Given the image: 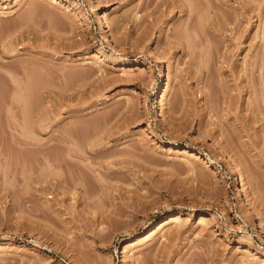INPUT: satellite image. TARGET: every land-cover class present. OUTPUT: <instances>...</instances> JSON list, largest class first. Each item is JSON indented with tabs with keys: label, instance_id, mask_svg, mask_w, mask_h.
<instances>
[{
	"label": "rangeland",
	"instance_id": "obj_1",
	"mask_svg": "<svg viewBox=\"0 0 264 264\" xmlns=\"http://www.w3.org/2000/svg\"><path fill=\"white\" fill-rule=\"evenodd\" d=\"M125 1L0 0V264H264V2Z\"/></svg>",
	"mask_w": 264,
	"mask_h": 264
},
{
	"label": "bare ground",
	"instance_id": "obj_2",
	"mask_svg": "<svg viewBox=\"0 0 264 264\" xmlns=\"http://www.w3.org/2000/svg\"><path fill=\"white\" fill-rule=\"evenodd\" d=\"M153 0H146V5H149L151 2H152ZM177 1H178V4L176 5V3H177ZM196 1H198V0H156V2H155V5H156V7L158 8V11H160L158 14H160L161 13V11L162 12H172V10L174 9V8H176V6H178V7H180V11L182 12H186L187 13V15L191 18V16H193V14L194 13H196V12H200V14H201V12L203 11L204 12V10H205V13L204 14H206L205 15V18L203 19L200 15L198 16V17H200V19L198 20L199 22L200 21H202V25L206 28V27H208V24H209V19L211 18V16H210V12L212 11V9H213V4H215V3H217V2H213L212 4L210 3L211 1L210 0H202L201 2L200 1H198V2H196ZM217 1H219L220 3H217V4H215V5H217V8L218 9H220V11L221 12H224L225 11V8L224 7H222V5H224V6H226L227 5V1L226 0H217ZM254 1V0H253ZM125 2H127V0L125 1ZM129 2H131V1H129ZM258 2L260 3H262V2H264V0H258ZM198 3H200V6L202 7H200L199 5L197 6V4ZM123 4H125V3H123ZM163 7L164 6V8H160V7ZM215 7V6H214ZM204 8V10H202ZM210 8H212V9H210ZM216 8V7H215ZM242 8H244V7H242ZM161 9V10H160ZM214 10V9H213ZM244 10H246L245 8H244ZM156 11H157V9H156ZM215 11V10H214ZM198 12V13H199ZM202 12V13H203ZM246 12V11H245ZM243 10H240V11H238V12H234L235 13V15L230 19V16L229 15H227L226 13H224V14H226L225 16L223 15V13H222V15L225 17V18H223V16H222V21H223V25L225 26V25H228L229 23H230V20H234L233 22L234 23H236V32H238V37H244V32L245 31H247V29L245 30V28H244V25L242 26V22L244 21L243 19L246 17L245 16V13ZM195 15V14H194ZM229 16V17H228ZM102 15H100V14H98L97 15V22H98V24L100 25V27L102 28L103 27V20H102ZM156 18V17H155ZM158 18V17H157ZM156 18V19H157ZM202 19V20H201ZM115 22L113 21V24L115 25V26H119L118 24L120 23L119 22V19L117 20V18H115ZM134 20V19H133ZM155 20V19H154ZM158 21V20H157ZM86 22L87 23H90V20L88 19V18H86ZM135 22V21H134ZM140 22V21H139ZM136 24L138 23L137 21L135 22ZM117 24V25H116ZM138 25V24H137ZM210 25H211V22H210V24H209V28H210ZM134 27H135V24H134ZM136 28V27H135ZM213 29V28H212ZM211 29V30H212ZM181 32L182 31H184V32H188L187 31V28L186 29H183V30H180ZM104 32V31H103ZM184 32H182L183 34L181 35L180 34V32L178 31V33L181 35H179L178 33L176 34L178 37H180V38H178L177 36H174L175 38L177 37L178 39H174V42H177V43H179V44H181L182 43V40H181V38L182 39H185L186 40V42L188 41V33L187 34H185ZM262 34H261V38L263 39V41H264V28L262 29V32H261ZM187 35V36H186ZM7 38V40H5ZM6 38L5 39H3L2 40V45H3V48L1 49V51H2V54H0V58H4V57H10V58H13V57H16L17 55H18V53L16 52V50L15 49H13V47L10 45H8L7 43H10V34H8V36H6ZM187 38V39H186ZM169 39V38H168ZM168 41V40H167ZM166 41V42H167ZM170 41V40H169ZM172 41V40H171ZM10 63V61L9 60H7L6 62L4 61H1L0 60V66L1 67H3V66H5L6 64L8 65ZM20 66H22V65H20V64H17L16 66H15V68L13 69V73H12V81L14 82V87L16 86V89H17V94H16V96H17V99H15L16 101L18 100L19 102H22V101H24L25 102V100H26V102H25V104L27 103V101H28V103H30V106L28 107L29 108V110H28V108H26V106H25V108L26 109H24V110H27L26 111V114H27V112H29V114H27L28 116L31 114L30 113V111L32 112V114H34L36 111H37V109H36V111H35V108L34 107H37L38 105H34V104H36L35 103V101L36 100H38L39 98H38V96H37V93L39 94V88H38V82H37V78L36 77H38L37 75H36V73H34V71H32V72H27V76H26V81H24V79L22 80V76H19V74H18V72H21L20 71V69H18V67H20ZM23 68V67H22ZM135 69H136V67H135ZM36 75V76H35ZM38 81H39V78H38ZM15 95V94H14ZM15 96V97H16ZM37 96V99L35 98ZM36 99V100H35ZM17 101V102H18ZM18 102V103H19ZM26 104V105H29V104ZM20 104V103H19ZM23 104V103H22ZM21 104V105H22ZM25 104H23V105H25ZM37 104H38V101H37ZM22 105V106H23ZM38 112V111H37ZM31 114V115H32ZM35 116V115H34ZM32 118V117H31ZM33 119V118H32ZM2 135V134H1ZM1 138V137H0ZM0 140H2V139H0ZM20 142V141H19ZM30 144H33L34 145V142H32V143H30ZM1 146V145H0ZM173 148H179L180 150H182V149H185V151H190L191 149L188 147V146H186V145H179V144H175L174 146H173ZM194 153V152H193ZM196 153V152H195ZM64 162V159H61V160H59L58 161V163H57V165H58V168L60 167V165L62 164ZM211 162V161H210ZM57 168V169H58ZM56 172H58V173H56V176H61L60 174H61V170H60V172H59V170H56ZM55 173V172H54ZM60 173V174H59ZM58 176V177H59ZM80 180V179H79ZM77 182H79V181H77ZM80 184H78V183H76L75 182V184L77 185H79V186H82L83 185V183H81V181L79 182ZM76 185H75V187H76ZM77 185V186H78ZM74 187V186H73ZM74 187V188H75ZM82 187H84V186H82ZM36 208V204L34 205V209ZM182 212V210H180V213ZM169 218H165L164 220H162V222H159L160 224L157 226V228L155 229V231L156 230H161L164 226H166L167 224H169V223H171V222H173V221H175V220H177L178 218H179V214L177 215V216H173V215H170V216H168ZM153 233H154V230H153V232H150V233H148L145 237H143V238H141L140 240H142V239H145V238H147V237H149V236H151V235H153Z\"/></svg>",
	"mask_w": 264,
	"mask_h": 264
}]
</instances>
